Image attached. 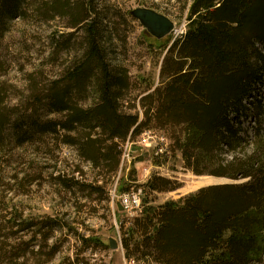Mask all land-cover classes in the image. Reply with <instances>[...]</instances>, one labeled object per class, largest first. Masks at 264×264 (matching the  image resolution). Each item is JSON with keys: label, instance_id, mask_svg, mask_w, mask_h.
Masks as SVG:
<instances>
[{"label": "trees", "instance_id": "1", "mask_svg": "<svg viewBox=\"0 0 264 264\" xmlns=\"http://www.w3.org/2000/svg\"><path fill=\"white\" fill-rule=\"evenodd\" d=\"M29 1L0 0L4 20ZM98 2L50 0L53 17L68 20L65 41L80 35L79 55L45 89V99L22 113L4 108L0 98V149L53 138L93 172L87 176L78 165L54 180L95 201L121 168L123 144L160 132L165 151L179 156L185 170L232 183L145 206L122 227L125 257L144 264H264V0H178L186 30L162 49L158 83L143 78L135 89L109 56L112 32ZM139 187L164 193L182 185L153 174Z\"/></svg>", "mask_w": 264, "mask_h": 264}, {"label": "rangeland", "instance_id": "2", "mask_svg": "<svg viewBox=\"0 0 264 264\" xmlns=\"http://www.w3.org/2000/svg\"><path fill=\"white\" fill-rule=\"evenodd\" d=\"M98 1L106 16L104 25L112 32L111 59L128 71L134 89L143 78L156 85L162 49L186 30L185 20L177 16L178 0ZM49 2L45 0L43 11L40 0H30V6L10 20H4L0 12L1 105L18 114L31 108L37 98L45 99V89L61 80L79 55L75 44L80 35L65 41L72 32L66 28L68 20L53 17ZM138 8L164 15L173 22V31L162 39L152 37L130 15ZM65 43L73 47L62 50ZM262 94L264 98V90ZM166 145L160 132L144 133L123 144L121 168L105 191L94 195L100 198L95 201L82 199L79 190L66 192L54 180L58 173H71L78 165L87 176L93 172L80 163L71 148L58 145L53 138L42 136L22 146L0 149V264H144L125 257L122 227L138 218L145 206L177 201L205 187L197 186L205 178L219 180L185 170L179 156L165 151ZM153 174L175 178L182 187L148 193L139 186ZM223 180L217 183L232 182ZM123 188L142 189L140 208L130 214L117 208L119 198L126 193H122ZM110 239L115 240L116 249L110 248Z\"/></svg>", "mask_w": 264, "mask_h": 264}, {"label": "water", "instance_id": "3", "mask_svg": "<svg viewBox=\"0 0 264 264\" xmlns=\"http://www.w3.org/2000/svg\"><path fill=\"white\" fill-rule=\"evenodd\" d=\"M130 15L134 19H136L145 28V31L148 34H150L152 37L156 39L164 38L165 36L169 35L174 29L173 22H171L164 15L159 14L150 9L138 8V9L132 10L130 12ZM219 181H221V179H219ZM222 181H225V180L222 179ZM229 183H232V182H229ZM217 184L218 183L215 182L213 184L206 185L205 187L217 185ZM117 208L119 211H123V208L119 204H117ZM109 244H110L111 249L117 248V244L115 240L110 239Z\"/></svg>", "mask_w": 264, "mask_h": 264}, {"label": "built area", "instance_id": "4", "mask_svg": "<svg viewBox=\"0 0 264 264\" xmlns=\"http://www.w3.org/2000/svg\"><path fill=\"white\" fill-rule=\"evenodd\" d=\"M159 151L161 152L162 150ZM141 196H142V189H137L135 191H128L119 198L120 200L118 204L123 208L124 211L130 214L132 210L140 208ZM132 214L133 213H131V216Z\"/></svg>", "mask_w": 264, "mask_h": 264}, {"label": "bare ground", "instance_id": "5", "mask_svg": "<svg viewBox=\"0 0 264 264\" xmlns=\"http://www.w3.org/2000/svg\"><path fill=\"white\" fill-rule=\"evenodd\" d=\"M213 179H214V178H212V179H211V178H205V180L203 179L204 181L198 183V181H199V180H198L196 183H198L197 186H201L202 184L209 185V184H212V183H215V182H216V180L214 179V180H215V181H214ZM218 181H219V180H217V182H218Z\"/></svg>", "mask_w": 264, "mask_h": 264}]
</instances>
